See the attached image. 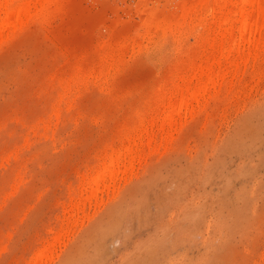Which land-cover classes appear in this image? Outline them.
<instances>
[{"label": "rangeland", "instance_id": "rangeland-1", "mask_svg": "<svg viewBox=\"0 0 264 264\" xmlns=\"http://www.w3.org/2000/svg\"><path fill=\"white\" fill-rule=\"evenodd\" d=\"M216 3L45 0L0 39V264H264V49L145 141L235 36Z\"/></svg>", "mask_w": 264, "mask_h": 264}, {"label": "bare ground", "instance_id": "bare-ground-1", "mask_svg": "<svg viewBox=\"0 0 264 264\" xmlns=\"http://www.w3.org/2000/svg\"><path fill=\"white\" fill-rule=\"evenodd\" d=\"M44 1L45 0H28V1H23V2L21 0H4V1H2L1 2V8H0V39L3 38L6 33H10L12 30V27H18L19 24L21 23V21L23 20V17L32 16L33 12L36 10H37V12H42V10L44 9V6H43ZM225 2L226 1L222 2V0H221V2H220L219 0H217V3L219 5H221V6H219V7H221L220 10H222V11L225 10L226 16H225V19L223 20V22L219 23L215 27V29H213L208 42L214 43L215 41H217L216 39L218 37L221 38V36L224 35V33L226 34V30L224 31V28L227 29L228 34L231 30L236 31L235 36L228 41L227 45L224 48L217 51V53H215L213 55V57H211V56L205 57L204 59H202V61L199 63V65L191 68V71L188 75H186V76L183 75V77H181L179 79L177 77V75H175L176 73L174 74V76L172 78L173 83L179 84L178 86L181 87V89H180L181 91L177 95V97L173 96V95L167 96L166 99L163 101L164 103L162 104V106L164 107V109L162 108V114L159 115V117L157 116L158 118L156 120L152 119V120L148 121L149 124L146 122L147 126L145 125L146 126L145 129L147 130V132H145V133H147L148 135L146 134L147 135V137H146V135L144 133H142V134H144L146 139H147V140L145 139V141H146L148 147H151L150 144L155 139L154 138L155 134H153L152 131H151V133H149V129H151L155 125H157V129L162 131V129H164L166 127L165 125H167L166 128L173 126L176 123L177 118L179 116L181 117V115H180L181 112L184 111L185 109H187L189 107V105H192L191 103H193L194 100L198 101L201 97L203 98V96L206 95L207 93H210L211 91L215 90L217 88V86L223 85L222 83H223L227 73L229 71H231L232 69H234L235 67L237 68L238 63H241V62L245 63L248 61L249 58L255 59L258 56L260 50L262 48L264 49V0H231V3L229 5L227 4V2H226V4H224ZM217 3L215 5L213 4V6L209 7V10H211L210 12L213 14L218 10V7L216 6ZM39 7H40V11H39ZM236 44L240 45L239 53L237 52L238 50H236V54L238 53L237 55H234V53H233V55H230L229 53H227L228 55L227 56L225 55L226 58H225V60H223V54L221 56L220 53H224L223 51H226V50H229V52H231L234 49L233 48L234 45H236ZM236 47H238V46L236 45ZM236 49H238V48H236ZM103 51L107 52V54H108V51H106V48ZM102 54H105V53H102ZM110 54H113V53H110ZM113 58H114V56L111 59H113ZM109 60H110V58H109ZM222 61H224V62H222ZM108 62H110V61H108ZM180 76L181 75L179 73V77ZM218 77H221L220 78V79H222L221 82L216 80V78H218ZM233 78H235V77H233ZM177 81H179V82H177ZM187 81H189L188 84L186 83ZM192 81H194V82H192ZM191 82L193 83V85H191L192 84ZM218 82H220V83H218ZM242 86H243V84H242ZM175 95H176V93H175ZM160 108L161 107L158 106V109H160ZM159 112L161 113V109ZM190 113H191V111H190ZM146 119H147V117H146ZM142 124H145V123H142ZM142 127H143V125H142ZM167 132H168V130H167ZM139 135H141V134H138V136ZM142 136L141 137L139 136V137L142 139ZM134 147L130 146L129 150L127 149L128 153L125 154L126 157L123 158V161L121 160V158L123 157L124 151L121 154V149L119 151L121 155L119 153H116V154L110 153L109 156L106 155L107 159L104 158L105 159L104 160L102 158L103 160L100 164L99 170L96 172L95 175H93L89 179H87L88 181H86V184L88 187L87 188L88 194H89L88 196L86 194L87 199H88V197H90V193L92 196L94 195V193L98 190L100 184H102L107 178L109 180L114 175L116 177L118 170H120L122 173L121 168L124 169L128 165V163H131L130 161L133 159L134 154H136V152H137L135 150H138V149H135ZM137 147H138V144H137ZM117 150H119V149H117ZM117 150H115V151H117ZM114 154L115 155L119 154V155H117V157H119V159L122 161L121 163L120 162L117 163L115 161V159L117 160V158L114 157L115 156ZM108 180H106V181H108ZM113 182H114V179H113ZM104 191H106V190H104ZM98 192H99V190H98ZM95 195L97 196V193ZM58 236H60V233ZM47 255H44V256L46 257ZM42 258L43 257H41L40 260ZM37 260L39 261V259H37ZM37 260L34 262L36 263ZM34 262H33V264H35Z\"/></svg>", "mask_w": 264, "mask_h": 264}]
</instances>
